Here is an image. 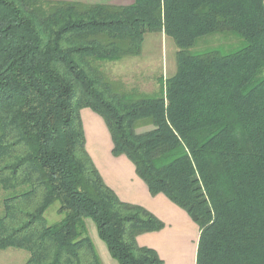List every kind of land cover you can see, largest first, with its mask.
I'll use <instances>...</instances> for the list:
<instances>
[{
  "label": "trees",
  "instance_id": "16d2710c",
  "mask_svg": "<svg viewBox=\"0 0 264 264\" xmlns=\"http://www.w3.org/2000/svg\"><path fill=\"white\" fill-rule=\"evenodd\" d=\"M157 31L178 47L176 72L159 92L127 91L103 63L140 56ZM217 33L246 45L189 51ZM86 109L104 120L112 154L198 226L196 264H264V0H0V187L13 191L0 251H28L24 264H102L91 218L119 264H165L138 241L164 222L106 183ZM54 202L62 219L50 225Z\"/></svg>",
  "mask_w": 264,
  "mask_h": 264
},
{
  "label": "crops",
  "instance_id": "0c3cea01",
  "mask_svg": "<svg viewBox=\"0 0 264 264\" xmlns=\"http://www.w3.org/2000/svg\"><path fill=\"white\" fill-rule=\"evenodd\" d=\"M67 1L129 5L135 0ZM158 33L162 38L167 37L164 31ZM85 113L87 149L106 183L122 200L148 208L165 224L160 231L140 235L139 243L155 248L165 264H196L198 226L166 196H153L147 184L137 175L134 164L125 156L115 157L112 154V140L104 120L90 110L83 111L82 117Z\"/></svg>",
  "mask_w": 264,
  "mask_h": 264
},
{
  "label": "rangeland",
  "instance_id": "374dc122",
  "mask_svg": "<svg viewBox=\"0 0 264 264\" xmlns=\"http://www.w3.org/2000/svg\"><path fill=\"white\" fill-rule=\"evenodd\" d=\"M158 32L146 33L140 56L103 63L110 78L119 85H123L127 91L133 89L149 94L159 92L161 91V82L176 72L178 47L172 38H162ZM245 45V41L237 35L217 33L201 38L189 51L192 54H200L219 50L222 54H228ZM88 110L90 109L84 111ZM85 115L86 113L82 117L83 120ZM150 127L149 124L141 125L138 129L145 130ZM12 193L13 191H4L0 187V215L2 214V200ZM58 209L59 203L54 202L47 210L45 216L50 225L56 224L62 219ZM85 223L87 235L94 242L102 264H119L110 254L107 244L99 237L95 222L91 218H86ZM29 255V252L23 249H4L0 251V264H24Z\"/></svg>",
  "mask_w": 264,
  "mask_h": 264
}]
</instances>
